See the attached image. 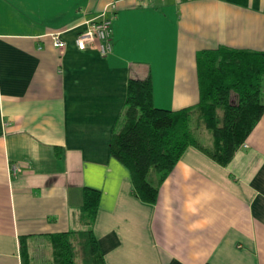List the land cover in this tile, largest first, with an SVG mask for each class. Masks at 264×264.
<instances>
[{
	"label": "crops",
	"instance_id": "0c3cea01",
	"mask_svg": "<svg viewBox=\"0 0 264 264\" xmlns=\"http://www.w3.org/2000/svg\"><path fill=\"white\" fill-rule=\"evenodd\" d=\"M112 1L0 0V264H23L20 239L53 264L52 239L88 228L84 188L104 264H264V113L225 167L189 147L154 205L109 152L129 79L151 78L156 108L198 105L201 53H264V0H122L112 53L78 50Z\"/></svg>",
	"mask_w": 264,
	"mask_h": 264
},
{
	"label": "trees",
	"instance_id": "16d2710c",
	"mask_svg": "<svg viewBox=\"0 0 264 264\" xmlns=\"http://www.w3.org/2000/svg\"><path fill=\"white\" fill-rule=\"evenodd\" d=\"M197 64L199 104L180 111L154 106L149 76L127 82L124 112L109 152L128 170L133 194L145 204H156L161 184L189 147L227 166L264 113V53L204 51ZM201 130L210 137L208 144L198 141ZM82 195L80 222L88 228L52 239L53 264H77L79 254L83 264H104L92 231L100 192L84 188ZM20 249L23 264H29L23 239Z\"/></svg>",
	"mask_w": 264,
	"mask_h": 264
},
{
	"label": "built area",
	"instance_id": "2783aa9c",
	"mask_svg": "<svg viewBox=\"0 0 264 264\" xmlns=\"http://www.w3.org/2000/svg\"><path fill=\"white\" fill-rule=\"evenodd\" d=\"M122 0H113L106 10L97 18L85 23V29L80 31L74 44L78 50H86L97 43V51L101 57H107L113 51L112 41V22L115 17L116 5ZM137 4H143L151 0H133ZM53 44L56 48L62 49L65 44L59 39L58 35H52ZM15 167L12 171L15 172Z\"/></svg>",
	"mask_w": 264,
	"mask_h": 264
},
{
	"label": "rangeland",
	"instance_id": "374dc122",
	"mask_svg": "<svg viewBox=\"0 0 264 264\" xmlns=\"http://www.w3.org/2000/svg\"><path fill=\"white\" fill-rule=\"evenodd\" d=\"M197 139L199 142L203 143V144H208L210 141V137L208 136L207 133H205L203 130H201V132L199 131V133L197 134ZM148 181L151 184H155L154 182V177H151V175L148 177ZM42 249V248H41ZM78 249V247H76V250ZM44 251L39 252L38 257L36 258V261L34 262L35 264H48L50 262V257L48 256V254L43 253ZM32 259H35L33 256H30ZM49 258V259H48ZM78 259V261L76 262L77 264H83L82 262L85 263V257L84 255L82 256L81 254H79L78 256H75V259Z\"/></svg>",
	"mask_w": 264,
	"mask_h": 264
}]
</instances>
